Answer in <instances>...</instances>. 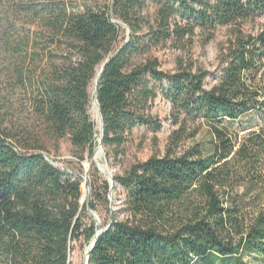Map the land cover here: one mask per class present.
<instances>
[{"label": "trees", "instance_id": "obj_1", "mask_svg": "<svg viewBox=\"0 0 264 264\" xmlns=\"http://www.w3.org/2000/svg\"><path fill=\"white\" fill-rule=\"evenodd\" d=\"M28 12L37 28L23 38L0 105V264H71L73 242L94 238L97 221L84 219L100 205L112 226L89 264H253L233 261L246 254L264 264V125L224 124L254 112L264 119V24L245 30L264 18V0H49ZM113 18L131 28L128 42ZM221 26L230 36L207 88L210 71L190 53L198 30L206 43ZM159 48L179 52L174 71L162 68ZM108 58L97 94L105 147L126 153L136 126L163 127L147 113L155 83L168 81L177 125L163 155L115 176L125 194L117 212L107 179L83 203L81 180L48 159L65 140L80 160L94 156L91 86ZM201 125L209 140L186 146Z\"/></svg>", "mask_w": 264, "mask_h": 264}, {"label": "rangeland", "instance_id": "obj_2", "mask_svg": "<svg viewBox=\"0 0 264 264\" xmlns=\"http://www.w3.org/2000/svg\"><path fill=\"white\" fill-rule=\"evenodd\" d=\"M49 0H0V105L4 102V95L6 94L5 80L15 72L18 62L20 61V54L26 50L23 38L32 36V32L37 28V21L28 12L29 8L36 5L46 4ZM264 24V18L259 17L255 21H249L245 24V30L248 32L257 31L261 25ZM123 38L121 41L128 42L127 29L122 27ZM230 36V27L221 26L215 32V36L209 42L204 41V36L201 32L197 31L193 48L191 49V58L197 66L210 71L205 81V87L209 88L213 85L219 75L220 65V52L222 45L227 41ZM162 62V68L167 71H174L176 67L175 58L178 51L171 48H159L155 51ZM95 81L91 86L92 95L94 94ZM155 83V82H154ZM158 87V95L155 99L149 102L147 113L161 119L163 127L155 130L149 125H138L133 129V132L126 143L124 149L126 153H120L114 149H110L103 145V155L97 161L98 165L107 172L111 173L114 178L116 175L123 173L130 164L136 161H144L152 155H163L166 150L169 136L177 125L174 124L172 119L171 101L163 92V85H168V81L163 83H155ZM19 94L16 92L13 103L17 102ZM92 117L97 122V130L100 132V122L97 107L93 102L90 109ZM203 122V120H202ZM199 122H196V124ZM194 122L189 123L187 132L194 127ZM224 124L231 130L250 131L264 125V119L259 112H254L245 117H241L235 121L224 119ZM97 135V144L99 139ZM210 138V133L206 125H201L200 132L196 138L186 140V146L194 142L207 141ZM97 147V145H96ZM55 166L59 167L62 171L69 173L74 179H79L82 182L83 203L89 200L93 193L92 185L98 179H107L110 183L109 175L102 172L97 163L94 161V156L91 157L86 153V158L80 160L75 155V150L70 142L63 141L60 152L56 154L53 152L49 155ZM125 198L124 190L120 184L115 183L113 192L111 193V209L115 212L119 211L123 206ZM90 212L89 216L85 217V222L97 221L100 227L106 226L112 219L105 208V205H100V210ZM123 217V213L119 214ZM91 242L81 237L72 244L71 251V264H85L86 251L90 248ZM242 258L245 261H250L253 264H261L262 260L256 255H242L236 257L233 261Z\"/></svg>", "mask_w": 264, "mask_h": 264}, {"label": "water", "instance_id": "obj_3", "mask_svg": "<svg viewBox=\"0 0 264 264\" xmlns=\"http://www.w3.org/2000/svg\"><path fill=\"white\" fill-rule=\"evenodd\" d=\"M114 23L118 24L119 26H122L124 28L127 29V32H128V40L131 36V33H132V30L131 28L129 27V25H127L125 22L121 21V20H118V19H115L113 18L112 19ZM110 61V58H108L101 66L100 70H99V73L96 77V81H95V89H94V104L95 106L97 107V110H98V116H99V122H100V136H99V139H98V144H97V147L95 149V153H94V161L97 163L96 161V153L99 149H103V138H104V117H103V114H102V111H101V106H100V103H99V100L97 98V94H98V87H99V84H100V79H101V76H102V73H103V70L105 69V66L107 65V63ZM49 160H51L50 158H48ZM98 165V163H97ZM99 169L108 174L109 175V178H110V187H111V193L113 192V188H114V185H115V178L114 176L107 172L106 170H103L99 165H98ZM111 193H110V198H111ZM82 201H84V199H82ZM90 209V212H92L94 215V211ZM95 217L97 218V216L95 215ZM112 226V220L110 221V223L107 225V226H103V227H98L96 232H95V235H94V238L93 240L91 241V244H90V248L86 251V257H85V264H89V259H90V256L92 254V251L97 243V240H98V237L104 232L106 231L107 229H109L110 227Z\"/></svg>", "mask_w": 264, "mask_h": 264}, {"label": "bare ground", "instance_id": "obj_4", "mask_svg": "<svg viewBox=\"0 0 264 264\" xmlns=\"http://www.w3.org/2000/svg\"><path fill=\"white\" fill-rule=\"evenodd\" d=\"M102 155H103V150L102 149H99L97 151V153H96V160L99 161L101 159Z\"/></svg>", "mask_w": 264, "mask_h": 264}]
</instances>
